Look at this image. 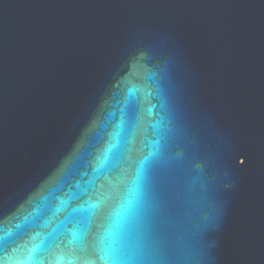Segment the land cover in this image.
Returning a JSON list of instances; mask_svg holds the SVG:
<instances>
[{
  "label": "water",
  "instance_id": "95a60500",
  "mask_svg": "<svg viewBox=\"0 0 264 264\" xmlns=\"http://www.w3.org/2000/svg\"><path fill=\"white\" fill-rule=\"evenodd\" d=\"M8 233L264 264V0H0Z\"/></svg>",
  "mask_w": 264,
  "mask_h": 264
},
{
  "label": "snow or ice",
  "instance_id": "6c2138e0",
  "mask_svg": "<svg viewBox=\"0 0 264 264\" xmlns=\"http://www.w3.org/2000/svg\"><path fill=\"white\" fill-rule=\"evenodd\" d=\"M9 242L16 243L11 233L0 234V264H43V261L38 260L35 255L39 246L28 248L26 243L19 244L9 253ZM93 250L96 258H72L60 252L55 254L48 264H77L78 260L81 264H177L166 259L164 253L151 244L129 246L106 243L93 245Z\"/></svg>",
  "mask_w": 264,
  "mask_h": 264
}]
</instances>
